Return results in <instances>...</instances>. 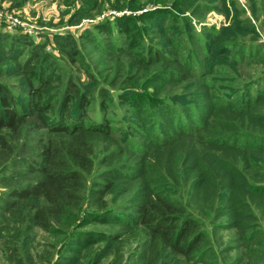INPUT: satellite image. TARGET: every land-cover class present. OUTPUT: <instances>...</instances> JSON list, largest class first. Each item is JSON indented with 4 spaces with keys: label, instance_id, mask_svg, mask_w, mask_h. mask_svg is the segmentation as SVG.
I'll list each match as a JSON object with an SVG mask.
<instances>
[{
    "label": "rangeland",
    "instance_id": "1",
    "mask_svg": "<svg viewBox=\"0 0 264 264\" xmlns=\"http://www.w3.org/2000/svg\"><path fill=\"white\" fill-rule=\"evenodd\" d=\"M133 1L0 0L4 19L20 24L13 34L0 28V94L10 91L18 110L26 115L18 131H2L7 147L0 154V264H68L62 259L70 262L86 252L92 263L83 259L81 264L97 260L96 264H117L113 256L100 258L107 244L104 241L91 243L88 249L92 252L83 247L74 254L72 237L77 234L78 241L88 234L91 239L125 235L118 243L123 245L120 262L127 264L144 238L135 240L129 228L90 215L115 211L134 218L123 210L134 191L119 185L103 194L99 177L111 166L137 161L125 155L120 161L106 162L121 146L133 145L136 105L143 101L152 108L150 99L158 89L159 98L189 105L198 95V86L208 82L221 91L217 100L225 102L228 94L243 96L246 83L264 82V0H161L148 7L145 0ZM223 31L226 36L217 38L215 34ZM2 33L16 39L5 43ZM150 48L162 50L160 58L146 60ZM36 55L41 78L30 72ZM163 75L170 80L156 89L144 87L149 79ZM74 94L80 98H73ZM82 98H86V106ZM31 101L44 109L41 115L45 121L33 111ZM64 111L79 116L74 124L85 121L88 125L102 118L113 127L111 135L118 143L92 144V168L81 172L83 188L76 220L66 213L62 224L52 221L49 231L27 229L14 220L6 205L15 199L16 191L43 179V174L29 172L27 166L41 163L43 147L54 138L52 130L58 123L49 117L56 113L60 117ZM242 131L254 139L264 138L263 130L248 123ZM65 138L55 136L56 141ZM235 164L252 184L264 185V151H250L248 164L244 160ZM193 183L181 176L180 183L168 189L173 199L202 219L205 233L199 252L204 257L185 260L160 245L156 264H264V215L256 211L257 225L246 235L222 230L213 218L196 212L190 200ZM71 221L77 225L70 228Z\"/></svg>",
    "mask_w": 264,
    "mask_h": 264
},
{
    "label": "trees",
    "instance_id": "2",
    "mask_svg": "<svg viewBox=\"0 0 264 264\" xmlns=\"http://www.w3.org/2000/svg\"><path fill=\"white\" fill-rule=\"evenodd\" d=\"M145 2L147 7L157 6L155 4L161 3V0ZM132 3L137 4L136 0ZM225 32L215 35L223 38ZM1 35L5 43L16 39L6 33ZM161 53L162 50L150 48L145 59H158ZM31 62L34 65L30 72L33 76L40 75L38 55ZM169 80L166 75L153 77L144 87L156 89L160 83ZM247 85L243 96L230 97L228 94L224 97L227 99L225 102L217 100L221 91L208 82L198 86V95L189 105H177L172 99L159 98L160 89L155 91L153 98L146 97L151 98L152 108L143 101L136 105V119L131 126L133 145L121 146L106 158V162L120 161L125 155L137 161L119 167L111 166L99 177L103 187L99 190H103V194L112 192L119 185L134 191L130 202L123 207L134 218L120 216L115 211L93 212L90 215V218L101 216L111 223L129 228V234L135 240L144 238L127 264H156L161 255L160 245L185 260L204 257L199 252L205 233L202 219L189 213L186 206L169 193V186L179 184L181 176L194 182L190 200L202 217L213 218L222 230H237L244 235L254 230L258 221L256 211L264 215V185L252 184L235 163L244 160L248 164L250 151H264V138L254 139L242 131V126L248 123L264 132V114L261 113L264 110V82L259 79ZM31 94L35 95L34 90ZM38 96L43 98L41 93ZM75 97L80 98V94H74ZM81 101L86 106V98ZM30 103L33 111H38L42 121H45L41 115L44 109L40 105L35 107L32 101ZM25 116L23 111L18 110L15 96L3 90L0 94V154L7 147L2 131H18L24 124ZM77 118L79 116H71L66 111L60 117L58 113L49 117L52 123L58 121L55 124L57 128L52 130L54 138L43 147L41 163L34 161L27 166L29 172L43 174V179L33 187L16 191L15 199L6 205L14 220L27 229L49 231L52 221L62 224L66 213L76 220L80 211L79 193L83 188L81 172L92 168L89 159L92 144L118 143L111 135L113 127L109 123L104 124L102 118L92 123L89 121L88 125H84L85 121L74 124ZM62 135L66 138L55 140V136L60 138ZM74 225L77 222L71 221L70 228ZM77 237L78 234L72 237L75 241L72 246L74 254L83 247L92 252L88 249L91 243L104 241L107 244L100 258L113 256L117 264H121L123 245L118 242L125 235H99L91 239L88 234L81 235L79 241ZM109 250L113 251L108 253ZM79 256L70 262L62 260L68 264H81L83 259H87L92 263L89 253Z\"/></svg>",
    "mask_w": 264,
    "mask_h": 264
},
{
    "label": "built area",
    "instance_id": "3",
    "mask_svg": "<svg viewBox=\"0 0 264 264\" xmlns=\"http://www.w3.org/2000/svg\"><path fill=\"white\" fill-rule=\"evenodd\" d=\"M20 26L19 23H17L16 21H12L10 19H4V16L0 10V28L1 30H3V32L9 33V34H13V32H15L17 29L16 27Z\"/></svg>",
    "mask_w": 264,
    "mask_h": 264
}]
</instances>
